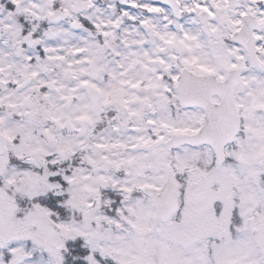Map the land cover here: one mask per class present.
Listing matches in <instances>:
<instances>
[{
    "label": "snow or ice",
    "instance_id": "snow-or-ice-1",
    "mask_svg": "<svg viewBox=\"0 0 264 264\" xmlns=\"http://www.w3.org/2000/svg\"><path fill=\"white\" fill-rule=\"evenodd\" d=\"M0 264H264V0H0Z\"/></svg>",
    "mask_w": 264,
    "mask_h": 264
}]
</instances>
